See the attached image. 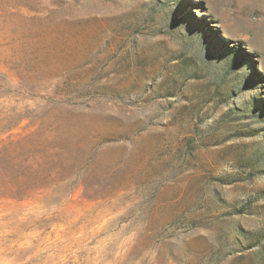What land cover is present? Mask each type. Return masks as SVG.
<instances>
[{
  "label": "rangeland",
  "instance_id": "rangeland-1",
  "mask_svg": "<svg viewBox=\"0 0 264 264\" xmlns=\"http://www.w3.org/2000/svg\"><path fill=\"white\" fill-rule=\"evenodd\" d=\"M0 264H264V0H0Z\"/></svg>",
  "mask_w": 264,
  "mask_h": 264
}]
</instances>
